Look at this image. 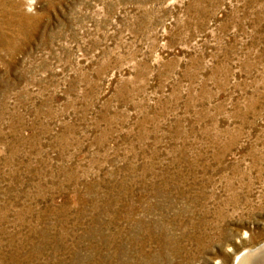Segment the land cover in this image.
<instances>
[{"label": "rangeland", "instance_id": "rangeland-1", "mask_svg": "<svg viewBox=\"0 0 264 264\" xmlns=\"http://www.w3.org/2000/svg\"><path fill=\"white\" fill-rule=\"evenodd\" d=\"M263 241L264 0H0V264Z\"/></svg>", "mask_w": 264, "mask_h": 264}, {"label": "water", "instance_id": "water-1", "mask_svg": "<svg viewBox=\"0 0 264 264\" xmlns=\"http://www.w3.org/2000/svg\"><path fill=\"white\" fill-rule=\"evenodd\" d=\"M264 264V241L240 252L234 264Z\"/></svg>", "mask_w": 264, "mask_h": 264}, {"label": "bare ground", "instance_id": "bare-ground-1", "mask_svg": "<svg viewBox=\"0 0 264 264\" xmlns=\"http://www.w3.org/2000/svg\"><path fill=\"white\" fill-rule=\"evenodd\" d=\"M241 264V263H240Z\"/></svg>", "mask_w": 264, "mask_h": 264}]
</instances>
